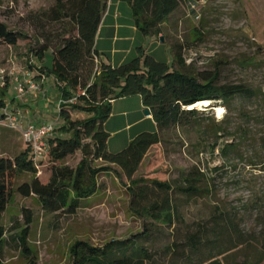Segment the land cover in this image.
<instances>
[{
    "label": "rangeland",
    "instance_id": "374dc122",
    "mask_svg": "<svg viewBox=\"0 0 264 264\" xmlns=\"http://www.w3.org/2000/svg\"><path fill=\"white\" fill-rule=\"evenodd\" d=\"M55 7V0H0V22L22 37L16 48L0 42V69L8 75L9 101L18 96L15 79L23 82L24 73L29 72V79L40 87L38 92L50 91L49 96L41 95V100H47L42 108L39 99L29 100L38 113H45L43 123L56 120L59 92L54 79L39 75L41 69L53 65L54 51L68 33V20L57 17ZM140 33L137 46L159 62L173 66L170 46L183 45L187 64L198 73L221 67L220 84H244L264 91V0H202L195 6L183 3L164 26V42ZM45 44L51 50L40 62L33 51ZM131 58L129 62L135 59ZM132 108L134 112L136 105ZM196 110L200 115L195 125L162 133L163 142L149 151L135 175L136 180L172 184H181L182 177L192 172L205 176L199 183L204 190L201 196H175L180 216L174 226L152 223L132 212L130 183L120 178L118 167L111 166V171L99 175L97 193L82 200L75 215L45 213L37 197H22L17 189L34 178L23 174L14 181L10 204L1 218L6 229L3 264H74L73 249L78 243L104 248L134 240L149 249L153 264H209L221 251H230L217 258L222 264H257L264 254V118L255 102L242 98L227 106L210 101ZM71 112L73 120L88 117ZM136 113L145 117L141 107ZM115 117L111 120L114 128H119V122L128 127L125 119ZM22 118L24 124L37 123ZM220 123L225 132L218 135ZM61 125L62 121L58 128ZM131 129L113 138L110 152L124 150L121 141L134 134ZM229 144L235 149L225 155L221 150ZM26 150L19 131L0 127V158L15 159ZM81 160L82 154L77 153L55 164L46 155L37 165V177L47 184L55 165L76 168ZM96 165L106 166L102 162ZM24 209L34 217L29 238L31 260L19 246ZM190 235H197L202 243L191 245Z\"/></svg>",
    "mask_w": 264,
    "mask_h": 264
},
{
    "label": "trees",
    "instance_id": "16d2710c",
    "mask_svg": "<svg viewBox=\"0 0 264 264\" xmlns=\"http://www.w3.org/2000/svg\"><path fill=\"white\" fill-rule=\"evenodd\" d=\"M55 1L57 17L68 20V33L61 46L54 51L53 65L41 69L42 75L54 79L59 92L58 104L62 102L59 110L62 125L57 126L55 135L49 139L48 156L55 164L77 153L82 154V160L76 168L55 165L48 183L44 184L37 177V168L29 149L15 159L0 158V264L4 263L2 258L6 246V229L1 218L10 204L13 183L20 175L34 176L17 189L22 197H37L45 213L75 215L81 201L97 193L99 175L111 171V166H115L121 171L120 178L124 177L130 183L132 212L152 223L174 226L180 216L175 196H201L204 190L200 189L199 183L205 176L192 172L182 177L181 184L136 180L135 175L149 151L163 142L162 133L193 127L200 115L196 106L206 101L223 102L227 106L242 98L255 102L264 118L263 89L244 84H220L221 67H216L210 73H198L194 66L187 64L183 45L170 46L174 56L173 66L157 61L142 48L138 50L137 58L120 67L114 68L108 62L101 61L96 41L109 0ZM120 1L131 6L135 25L145 37L165 39L164 26L181 5L195 6L202 0ZM198 36L201 39L202 35ZM21 39V35L0 22V42L16 48ZM50 50V45L45 44L33 54L42 62ZM9 87L6 84L0 88V108H5L9 103ZM134 96L142 98L158 131L141 133L124 150L111 153L108 149L110 134L104 125L112 115V102ZM71 110L88 117L73 120ZM217 126L218 135L225 132L221 123ZM261 145L264 150V137ZM233 149L234 144H229L221 152L227 155ZM98 162L106 166L97 167ZM23 215L25 227L20 233L19 246L21 252L31 260L29 238L34 217L28 209L23 210ZM188 241L193 246L202 243L197 235H190ZM73 252L74 264H153L149 249L136 240L116 245L110 243L104 248L78 243ZM229 252L221 251L209 264H222L217 258ZM263 263L264 254L257 264Z\"/></svg>",
    "mask_w": 264,
    "mask_h": 264
},
{
    "label": "crops",
    "instance_id": "0c3cea01",
    "mask_svg": "<svg viewBox=\"0 0 264 264\" xmlns=\"http://www.w3.org/2000/svg\"><path fill=\"white\" fill-rule=\"evenodd\" d=\"M139 33L140 31L136 27L133 19L131 6L127 3L121 2L120 0H113L112 3L111 0H109L108 6L102 18L96 41V49L99 52L101 58L100 60L108 62L112 65V67L116 68L129 63L130 59H132L131 57L136 58L138 56V50L141 48L146 54H148L144 47L137 46V36ZM42 77L45 78L46 76L42 75ZM15 87H17V85H15ZM49 94V88H46L45 91H43V95L40 92H35L28 95V97L25 96L23 98H18L17 96L16 98H11V101H9L8 104H11L21 112L23 110L24 115L22 114V116H25L28 120L43 123L47 120L44 115L45 113H38L37 110H35L36 108L31 106L33 104L29 102V100L32 98L34 100L39 99L41 104L39 107L42 108V105L47 104V100H41V95L45 97V95L49 96ZM135 100H138L137 103ZM135 105L136 110L133 112L132 107ZM20 106L22 107V110ZM139 107L146 111L140 96L123 98L112 102V115L104 125L105 130L110 134L108 149L110 143L113 141V138L120 136V134H122V132L127 128H132L131 131H134V134L128 138L124 137L126 139L121 141L124 145L123 149H125L129 143L141 133L158 131L157 125L152 116H138L139 113H136V111H138ZM40 108L37 109L39 110ZM115 116H118L120 120L125 119L129 124L128 127L125 128L122 122H119V128L117 126L114 128L115 125H111V122L113 121V118H116ZM144 124L146 126H143ZM137 125L139 128H136ZM111 152L116 153L118 151Z\"/></svg>",
    "mask_w": 264,
    "mask_h": 264
},
{
    "label": "built area",
    "instance_id": "2783aa9c",
    "mask_svg": "<svg viewBox=\"0 0 264 264\" xmlns=\"http://www.w3.org/2000/svg\"><path fill=\"white\" fill-rule=\"evenodd\" d=\"M9 75L13 76L14 72ZM7 76L6 70L0 69V82H2V88L6 86L5 80ZM29 77L30 73L26 71L24 73L25 83L19 78L15 79L18 98H23L40 90L39 85L29 79ZM61 103L62 102L60 101L58 104L59 108ZM191 109L192 107L188 108V110ZM59 112L56 120L53 122H27L24 124L22 123V112L13 107L11 104H7L5 108H0V127L11 128L21 133L23 141L30 150L32 160L37 168L39 162H41L43 158L48 155L49 139L55 135L58 123L61 121L59 118Z\"/></svg>",
    "mask_w": 264,
    "mask_h": 264
},
{
    "label": "bare ground",
    "instance_id": "6f19581e",
    "mask_svg": "<svg viewBox=\"0 0 264 264\" xmlns=\"http://www.w3.org/2000/svg\"><path fill=\"white\" fill-rule=\"evenodd\" d=\"M210 102L206 101V102H203V103H199V105H197L196 107H206L209 105Z\"/></svg>",
    "mask_w": 264,
    "mask_h": 264
},
{
    "label": "water",
    "instance_id": "95a60500",
    "mask_svg": "<svg viewBox=\"0 0 264 264\" xmlns=\"http://www.w3.org/2000/svg\"><path fill=\"white\" fill-rule=\"evenodd\" d=\"M161 41L164 42V38H161ZM146 116H151V112L149 110L145 111Z\"/></svg>",
    "mask_w": 264,
    "mask_h": 264
}]
</instances>
